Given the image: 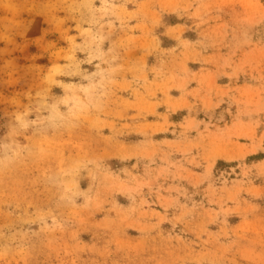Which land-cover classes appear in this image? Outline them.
<instances>
[{
  "label": "rangeland",
  "instance_id": "1",
  "mask_svg": "<svg viewBox=\"0 0 264 264\" xmlns=\"http://www.w3.org/2000/svg\"><path fill=\"white\" fill-rule=\"evenodd\" d=\"M0 264H264V0H0Z\"/></svg>",
  "mask_w": 264,
  "mask_h": 264
}]
</instances>
